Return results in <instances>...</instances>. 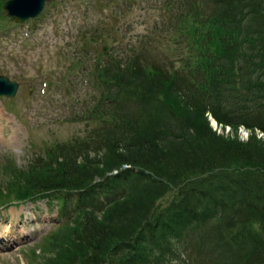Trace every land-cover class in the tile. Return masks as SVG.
<instances>
[{
	"label": "trees",
	"instance_id": "1",
	"mask_svg": "<svg viewBox=\"0 0 264 264\" xmlns=\"http://www.w3.org/2000/svg\"><path fill=\"white\" fill-rule=\"evenodd\" d=\"M182 1V21L170 23L185 25L192 55L182 72L164 52L136 47L101 66L89 46L94 127L44 148L0 192V208L31 197L72 206L46 237L65 264H179L182 253L190 264H264V141L255 133L264 135V0ZM193 20L210 28L193 30ZM112 189L99 206L95 197ZM166 193L171 203L156 209Z\"/></svg>",
	"mask_w": 264,
	"mask_h": 264
},
{
	"label": "rangeland",
	"instance_id": "2",
	"mask_svg": "<svg viewBox=\"0 0 264 264\" xmlns=\"http://www.w3.org/2000/svg\"><path fill=\"white\" fill-rule=\"evenodd\" d=\"M2 3L0 74L19 87L13 99L0 97V192L20 179L44 148L80 138L94 127L88 116L99 92L89 77L97 64L84 55L89 45H96L101 66L136 47L152 58L164 52L182 72L192 55L181 37L185 25L177 26L185 13L182 0H46L42 14L24 24L6 16ZM192 27L200 33L210 28L194 20ZM222 133L234 137L217 130ZM249 134L237 132V137L246 141ZM89 158V167H96L97 159ZM173 193L162 196L156 209L168 206ZM34 198L0 208V264H65L51 253L55 250L46 237L66 218L57 219L55 206ZM180 260L190 264L186 254Z\"/></svg>",
	"mask_w": 264,
	"mask_h": 264
},
{
	"label": "water",
	"instance_id": "3",
	"mask_svg": "<svg viewBox=\"0 0 264 264\" xmlns=\"http://www.w3.org/2000/svg\"><path fill=\"white\" fill-rule=\"evenodd\" d=\"M46 0H6L2 6L6 15L16 21L23 23L27 19L37 17L45 4ZM106 49H104V52ZM18 84L10 81L7 77L0 75V96L13 98Z\"/></svg>",
	"mask_w": 264,
	"mask_h": 264
}]
</instances>
